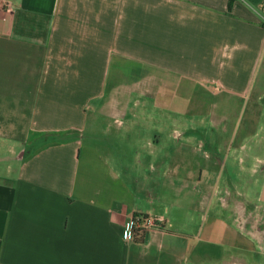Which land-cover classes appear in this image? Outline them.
I'll return each mask as SVG.
<instances>
[{
	"label": "crops",
	"instance_id": "crops-1",
	"mask_svg": "<svg viewBox=\"0 0 264 264\" xmlns=\"http://www.w3.org/2000/svg\"><path fill=\"white\" fill-rule=\"evenodd\" d=\"M260 175L264 0H0V264H233Z\"/></svg>",
	"mask_w": 264,
	"mask_h": 264
},
{
	"label": "rangeland",
	"instance_id": "rangeland-1",
	"mask_svg": "<svg viewBox=\"0 0 264 264\" xmlns=\"http://www.w3.org/2000/svg\"><path fill=\"white\" fill-rule=\"evenodd\" d=\"M237 108V107H236ZM235 117V116H234ZM234 117H231L234 119ZM197 116H195L194 120L196 121ZM209 123V122H208ZM208 125V124H207ZM168 133V132H167ZM165 139V138H164ZM185 139V138H184ZM201 137L199 136L197 141L200 140ZM197 145V143H195ZM208 151L211 154H214L210 149ZM202 154V152H201ZM230 164L231 163H227ZM230 169L225 170L223 173V177L219 180L220 181V187L222 190L223 196L225 198H228L227 201H230V205H234V203H237V207L241 205V207H245L246 202L242 203L240 202L239 198H237V178H227L228 175H233L235 172L231 173ZM258 184L256 187H252V190L254 191V198L252 199V205H247V210L242 211V217H240V214L238 216L237 214V220L239 221H244L245 223H252L251 225L248 226H242L246 230H251L256 234L258 233L259 240L256 243L254 248H245L244 250L249 253V250L251 251L249 254L242 255L240 254L239 256H236L234 259H231L230 261L233 264H264V199L259 200V197L262 194V190L264 188V177L262 175L258 176ZM225 191V192H224ZM229 193V194H228ZM263 197V196H262ZM247 204H249L247 202ZM251 226V228H250ZM240 228L237 227V230ZM246 253V252H245ZM238 255V254H237ZM210 263H214L212 260Z\"/></svg>",
	"mask_w": 264,
	"mask_h": 264
},
{
	"label": "built area",
	"instance_id": "built-area-1",
	"mask_svg": "<svg viewBox=\"0 0 264 264\" xmlns=\"http://www.w3.org/2000/svg\"><path fill=\"white\" fill-rule=\"evenodd\" d=\"M3 11H13V6L9 3L3 6ZM162 224V220L150 216H135L133 220L126 224L124 237L132 239L134 233L141 230L154 229Z\"/></svg>",
	"mask_w": 264,
	"mask_h": 264
}]
</instances>
